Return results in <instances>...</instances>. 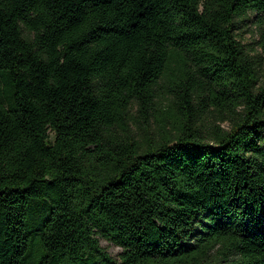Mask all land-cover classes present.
<instances>
[{
    "label": "trees",
    "instance_id": "16d2710c",
    "mask_svg": "<svg viewBox=\"0 0 264 264\" xmlns=\"http://www.w3.org/2000/svg\"><path fill=\"white\" fill-rule=\"evenodd\" d=\"M0 264H264V0H0Z\"/></svg>",
    "mask_w": 264,
    "mask_h": 264
},
{
    "label": "rangeland",
    "instance_id": "374dc122",
    "mask_svg": "<svg viewBox=\"0 0 264 264\" xmlns=\"http://www.w3.org/2000/svg\"><path fill=\"white\" fill-rule=\"evenodd\" d=\"M237 32L239 35V39L241 40L243 44H246L248 46L250 45L253 46L254 42L257 40V35H256L253 19L252 21L242 23ZM222 126L226 127L225 124ZM100 244L113 257H117V255L121 252L120 248L104 240H101Z\"/></svg>",
    "mask_w": 264,
    "mask_h": 264
}]
</instances>
